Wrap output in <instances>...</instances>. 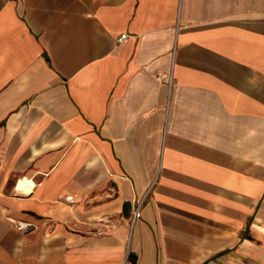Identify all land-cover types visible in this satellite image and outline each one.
I'll list each match as a JSON object with an SVG mask.
<instances>
[{"label": "crops", "instance_id": "obj_1", "mask_svg": "<svg viewBox=\"0 0 264 264\" xmlns=\"http://www.w3.org/2000/svg\"><path fill=\"white\" fill-rule=\"evenodd\" d=\"M0 264H264V0H0Z\"/></svg>", "mask_w": 264, "mask_h": 264}, {"label": "built area", "instance_id": "obj_2", "mask_svg": "<svg viewBox=\"0 0 264 264\" xmlns=\"http://www.w3.org/2000/svg\"><path fill=\"white\" fill-rule=\"evenodd\" d=\"M127 39H128L127 34H125V33L120 34L116 38V43H117V45L124 44L127 41ZM159 77H160L159 75L156 76V78H159ZM65 200L70 201L71 198L67 197V198H65ZM138 218H139V206H136L132 212V222H133V220L138 219ZM28 225L29 224H26V223L19 224V225H17V229L20 231H24L28 227Z\"/></svg>", "mask_w": 264, "mask_h": 264}]
</instances>
